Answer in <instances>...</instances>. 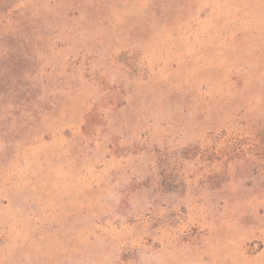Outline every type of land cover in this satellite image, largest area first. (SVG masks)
Masks as SVG:
<instances>
[{"label": "rangeland", "instance_id": "rangeland-1", "mask_svg": "<svg viewBox=\"0 0 264 264\" xmlns=\"http://www.w3.org/2000/svg\"><path fill=\"white\" fill-rule=\"evenodd\" d=\"M0 264H264V0H0Z\"/></svg>", "mask_w": 264, "mask_h": 264}]
</instances>
